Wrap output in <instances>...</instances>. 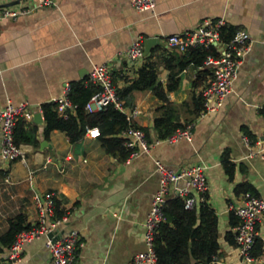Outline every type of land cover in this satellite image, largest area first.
I'll return each instance as SVG.
<instances>
[{
    "label": "crops",
    "instance_id": "0c3cea01",
    "mask_svg": "<svg viewBox=\"0 0 264 264\" xmlns=\"http://www.w3.org/2000/svg\"><path fill=\"white\" fill-rule=\"evenodd\" d=\"M31 3L0 0V10ZM205 18L246 30L251 47L223 109L197 117L191 123V140L156 139L151 130L149 153L126 162L105 152L102 139L89 137L87 130L75 142L57 129L43 135L40 105L62 96L66 84L85 81L94 65L106 63L116 88H121L144 62L131 64L125 57L137 37L160 39L161 45H153L147 55L182 52L168 47L164 37L191 30ZM202 68L211 70L206 64ZM197 71L192 66L181 71L177 88L167 92L168 100L180 105L183 122L187 112L181 103L189 99ZM167 80L168 70L161 63L157 81L166 85ZM20 102L26 103L22 120L36 126L37 143L25 146L23 161H0V233L18 212L32 225L33 193L52 192L68 212L67 220L54 228V237L77 230L84 242L75 264H129L146 248L144 223L160 181L154 162L176 170L201 163L206 166L208 202L218 216L216 263L263 264L244 262L236 244L224 235L234 228L230 206L240 205L245 193L264 199V158L256 151L264 137V0H156L154 8L145 11L136 10L131 0H52L15 18L0 17V109ZM129 104L138 110L136 125L152 128L157 107L164 102L149 88L133 91ZM36 112L39 121L33 117ZM244 135L252 143L247 144ZM225 151L234 163L232 178L223 168ZM239 185L247 188L239 191ZM258 231L264 240V213ZM44 242L40 236L24 245L14 264H50ZM0 258L10 263L6 250Z\"/></svg>",
    "mask_w": 264,
    "mask_h": 264
},
{
    "label": "built area",
    "instance_id": "2783aa9c",
    "mask_svg": "<svg viewBox=\"0 0 264 264\" xmlns=\"http://www.w3.org/2000/svg\"><path fill=\"white\" fill-rule=\"evenodd\" d=\"M29 7L23 6L18 9L4 7L0 10V17L15 18L18 14L34 10L52 3V0H31ZM156 0H131L132 6L138 11L152 10ZM223 19L205 18L199 24L182 33L171 34L164 37L168 47L176 48L184 52L191 46L216 47L218 54H208L204 64L211 67V78L201 89L203 98V110L198 119L204 118L222 110L225 98L230 93L232 83L237 76L239 66L245 55L250 51L251 36L246 30H237L228 42L220 39L221 27L224 26ZM143 38L137 37L125 52V57L131 64L140 62L144 56ZM87 83L97 85L96 91L85 103L84 109L93 112L108 104H113L126 115V119L131 122L137 116V108L125 107L120 100L116 86L112 79V72L106 63L94 65L86 78ZM69 85L66 84L62 96L54 97L51 102L55 103L56 111L63 118H67L70 113L75 112V105L68 97ZM26 103L6 104L0 109V161L4 163L14 160H24L26 144H15L13 141V128L18 118L26 115ZM191 124L182 129H178L166 141H177L179 139L191 140ZM86 134L91 138H98L100 131L98 127H90ZM124 144L130 149L129 162L133 157L141 153H149L151 144L147 140L143 130L130 126L122 133ZM243 140L250 143L244 135ZM158 140H156L157 142ZM256 151L264 158V137L258 142ZM155 169L159 172L160 181L158 189L151 198V208L147 214L144 226V241L146 248L135 254L129 264H157V256L154 251V238L157 229L163 220V209L169 198L180 197L184 202L185 209L195 208L204 199L208 191V183L205 175L206 166L198 163L185 166L180 169H173L164 163L156 160ZM52 192L40 195L33 193L32 202L36 209L35 222L27 229L19 231L6 250V258L9 264H14L18 260L21 251L27 243L45 237V248L47 250L50 264H75L79 255V249L83 247L79 232L71 230L63 236L54 237L53 230L60 223L67 220V215L61 219H53ZM232 212L237 217L238 222L233 228L234 240L244 262H263L264 264V244L261 254L258 257L252 255L253 247L259 238L258 224L264 213V199L251 193H245L242 202L237 206H230ZM264 242V240H263Z\"/></svg>",
    "mask_w": 264,
    "mask_h": 264
},
{
    "label": "trees",
    "instance_id": "16d2710c",
    "mask_svg": "<svg viewBox=\"0 0 264 264\" xmlns=\"http://www.w3.org/2000/svg\"><path fill=\"white\" fill-rule=\"evenodd\" d=\"M236 29L233 26H222L220 39L228 42ZM162 51L158 56L153 54L144 57L143 64L136 70V76L125 86L116 88L117 94L125 107L130 106L129 100L133 91L151 89L155 96L164 102L157 107V115L154 117L152 128H143L134 121L129 122L126 115L108 104L97 111L88 112L84 109L85 103L98 88L97 85L85 81L72 82L69 85L68 97L75 105V112L63 118L56 111L55 103L49 101L40 105L43 119V135L52 129L64 131L71 142H75L85 134L90 127H98L102 147L105 152L125 160L130 149L125 146L122 133L130 126L144 131L149 140L150 131L156 139H164L187 124L193 123L203 110V98L198 87L205 86L211 78V70L202 68L208 54L216 55V47L191 46L184 52ZM168 70L166 85L157 81L160 64ZM198 69L193 81L189 99L181 103L185 106L187 116L181 121V107L168 100L167 92L173 91L178 86L179 74L187 67ZM246 136V135H245ZM98 137V138H99ZM248 139L249 137L246 136ZM13 141L15 144L36 145V126L26 124L22 118H18L13 128ZM249 142L251 140L249 139ZM252 143V142H251ZM223 168L229 178L234 173V163L230 160L228 151L222 156ZM247 187L239 185L237 189ZM61 200L53 197L52 220L61 219L68 212L61 207ZM163 220L160 223L154 238V251L157 256V264H217L216 258L220 254L218 241V216L215 209L208 202V194L193 209H185L184 202L180 197L169 198L163 209ZM238 222L237 217L230 215V226L233 228ZM31 224L25 222L21 212L7 220V227L0 233V253L7 250L15 235L27 229ZM225 240L230 244H236L234 233L231 229L225 232ZM263 240L257 238L253 247L252 255L258 257L263 248ZM0 264H6L0 258Z\"/></svg>",
    "mask_w": 264,
    "mask_h": 264
},
{
    "label": "water",
    "instance_id": "95a60500",
    "mask_svg": "<svg viewBox=\"0 0 264 264\" xmlns=\"http://www.w3.org/2000/svg\"><path fill=\"white\" fill-rule=\"evenodd\" d=\"M143 44H144V56H146L149 53L150 48L153 45H155V44H160L161 45L160 39L157 38V37H154V36H149V37L145 38L143 40ZM33 117H34L35 120L37 119L39 121L40 114L38 112H36Z\"/></svg>",
    "mask_w": 264,
    "mask_h": 264
}]
</instances>
